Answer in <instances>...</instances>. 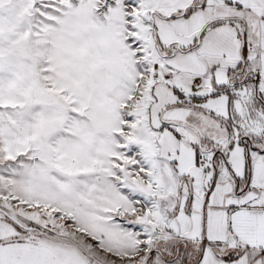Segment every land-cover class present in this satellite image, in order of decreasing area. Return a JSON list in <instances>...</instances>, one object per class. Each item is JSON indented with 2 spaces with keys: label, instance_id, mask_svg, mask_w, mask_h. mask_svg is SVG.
Segmentation results:
<instances>
[{
  "label": "snow or ice",
  "instance_id": "snow-or-ice-1",
  "mask_svg": "<svg viewBox=\"0 0 264 264\" xmlns=\"http://www.w3.org/2000/svg\"><path fill=\"white\" fill-rule=\"evenodd\" d=\"M0 264H264V0H0Z\"/></svg>",
  "mask_w": 264,
  "mask_h": 264
}]
</instances>
